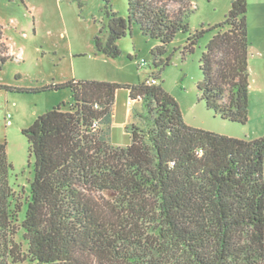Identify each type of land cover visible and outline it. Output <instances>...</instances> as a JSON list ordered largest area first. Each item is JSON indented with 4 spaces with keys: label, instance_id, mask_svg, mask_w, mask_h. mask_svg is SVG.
Listing matches in <instances>:
<instances>
[{
    "label": "trees",
    "instance_id": "obj_1",
    "mask_svg": "<svg viewBox=\"0 0 264 264\" xmlns=\"http://www.w3.org/2000/svg\"><path fill=\"white\" fill-rule=\"evenodd\" d=\"M212 1V0H208ZM97 53L118 58L134 26L160 45L188 33L184 55L207 30L191 32L193 0H128L121 16L102 0ZM201 57L200 100L223 120H249L248 2L233 0ZM0 26V70L14 60ZM157 84H150V80ZM69 89L73 103L39 116L22 131L34 159L25 217L9 183L13 165L0 143V264H264V136L230 138L185 124L177 101L155 74L138 85L70 80L15 93ZM141 101L143 127H126L131 144L111 143L116 94ZM94 124H97L94 127ZM23 230L27 250L16 235Z\"/></svg>",
    "mask_w": 264,
    "mask_h": 264
},
{
    "label": "rangeland",
    "instance_id": "obj_2",
    "mask_svg": "<svg viewBox=\"0 0 264 264\" xmlns=\"http://www.w3.org/2000/svg\"><path fill=\"white\" fill-rule=\"evenodd\" d=\"M113 9L124 18L128 0H110ZM233 0H193L188 24L191 32L207 30L193 53L184 55L189 34L179 33L168 45L164 59L170 64L163 70L153 65L151 51L160 45L144 36L134 26L118 41L122 55L108 58L97 53L93 39L104 19L102 0H0V26L9 52L15 57L0 70V85L35 88L70 80L110 82L134 86L156 75L158 83L179 104L186 125L236 139L255 140L264 136V0L248 2L249 36V120L245 125L223 120L200 100L198 84L202 80L201 57L209 41L217 34L210 30L225 21ZM129 102V92L120 89L113 107L111 143L116 147L131 144L126 126L143 127V122L129 119V112H144L141 101ZM73 103L69 89L42 93H15L0 90V143L6 142L13 165L9 183L17 193L25 217L30 200L34 159L29 158L28 143L22 131L36 119ZM11 122L8 125V117ZM21 229L16 240L23 249L28 245Z\"/></svg>",
    "mask_w": 264,
    "mask_h": 264
},
{
    "label": "crops",
    "instance_id": "obj_3",
    "mask_svg": "<svg viewBox=\"0 0 264 264\" xmlns=\"http://www.w3.org/2000/svg\"><path fill=\"white\" fill-rule=\"evenodd\" d=\"M262 12H263V14H264V6L262 7ZM264 19V18H263ZM5 38V37H4ZM116 97H117V94H116ZM116 101V100H115ZM135 101H132L130 98H129V102H128V104L129 105H132V103H134ZM114 105H115V103H114ZM114 107V106H113ZM137 113H142V112H137ZM113 116H114V114H113ZM112 119H113V117H112ZM129 119L130 120H132V119H134L135 120V116H134V113L132 112V110L129 112ZM132 124V123H131ZM127 127V126H126ZM126 129V128H125ZM127 132V131H126Z\"/></svg>",
    "mask_w": 264,
    "mask_h": 264
},
{
    "label": "built area",
    "instance_id": "obj_4",
    "mask_svg": "<svg viewBox=\"0 0 264 264\" xmlns=\"http://www.w3.org/2000/svg\"><path fill=\"white\" fill-rule=\"evenodd\" d=\"M149 83H150V84H157V81L154 80V79H152V80L149 81ZM9 118H10V116L8 117V125L11 124V122L9 121ZM96 126H97V124H94V127H96Z\"/></svg>",
    "mask_w": 264,
    "mask_h": 264
}]
</instances>
